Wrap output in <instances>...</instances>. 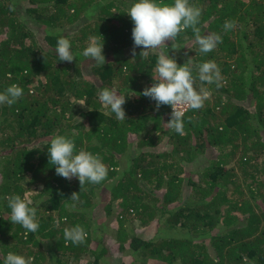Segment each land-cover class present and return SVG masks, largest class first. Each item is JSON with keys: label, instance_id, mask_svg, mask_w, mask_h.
<instances>
[{"label": "trees", "instance_id": "16d2710c", "mask_svg": "<svg viewBox=\"0 0 264 264\" xmlns=\"http://www.w3.org/2000/svg\"><path fill=\"white\" fill-rule=\"evenodd\" d=\"M20 2L0 0V92L23 89L17 103L0 105V264L8 252L32 264H70L85 254L93 256L86 264H264V0H189L202 9L201 34H219L222 43L201 54L194 42L191 51L189 28L173 41L178 49L169 41L147 59L141 48L131 51L126 12L135 0H26L25 13ZM226 20L235 28L225 32ZM61 36L71 42L72 62L58 60ZM91 36L103 42V66L82 55ZM161 53L192 67L194 87L209 92L201 109L185 112L184 135L166 123L170 106L157 111L142 95ZM208 60L218 65L219 87L198 78ZM103 88L127 96L125 120L105 114ZM234 98H250L253 107ZM158 132L169 151L154 150ZM57 134L73 139L77 152L99 154L108 178L80 190L78 178L58 176L47 151ZM202 155L208 164L185 183L187 196L178 174ZM29 191L37 193L30 199ZM73 192L75 209L65 206ZM13 194L37 208L36 233L8 220ZM115 200L120 208L112 211ZM101 206L110 221L93 214ZM75 225L87 232L80 245L64 240L63 230Z\"/></svg>", "mask_w": 264, "mask_h": 264}, {"label": "clouds", "instance_id": "9594fccd", "mask_svg": "<svg viewBox=\"0 0 264 264\" xmlns=\"http://www.w3.org/2000/svg\"><path fill=\"white\" fill-rule=\"evenodd\" d=\"M126 13L134 25L131 31L133 57L136 55V48L139 47L142 49L140 54L147 59L151 50L163 48L168 45L169 41L172 42L173 49H178L173 41L182 31L189 28L195 34V44L201 54L215 50L217 45L222 43V36L219 34H201L198 25L202 9L190 4L189 0H174L172 4L164 3L163 0L159 2L158 0H135ZM235 26V21L226 20L223 28L227 32ZM56 54L59 61L72 62L76 58L71 50V42L62 36L57 40ZM82 55L94 61L96 65L103 66L106 62L103 42L95 36L89 37V42ZM197 68L198 78L202 83L209 85L215 83L217 87L220 86V70L214 61L202 62ZM154 72L155 82L150 87H145L142 95L155 102L157 111L163 105L170 106L172 111L166 123L174 132L184 135L185 112L201 109L209 98V92L205 88L197 90L194 87L196 77L193 76L192 67L185 63L179 65L176 59L169 54H159ZM22 96V87L18 84H11L0 92V105L10 107ZM126 97L109 88H103L98 95L102 106L110 110L105 114L114 113L119 121L127 118L123 107ZM47 151L49 164L55 166L56 174L66 180L78 178L80 190L86 183L95 185L108 178L109 169L100 155L83 149L77 152L75 141L65 135L57 134L51 137ZM70 197L74 203L69 205L66 202L65 206L75 209V202L79 200L78 193L73 192ZM6 199L10 209L8 220L12 224L20 225L28 233H36L40 225L37 219V208L33 206V202L22 198L19 194L10 195ZM63 235L66 243L70 241L74 245H80L86 240L87 232L82 226L75 225L65 228ZM3 264H32V259L8 252Z\"/></svg>", "mask_w": 264, "mask_h": 264}, {"label": "rangeland", "instance_id": "374dc122", "mask_svg": "<svg viewBox=\"0 0 264 264\" xmlns=\"http://www.w3.org/2000/svg\"><path fill=\"white\" fill-rule=\"evenodd\" d=\"M25 7H27V4H26V0H21V2H20V9H21V11L23 12V13H25V10H23ZM188 40V39H187ZM194 42L195 41H187V45H188V47H189V50H191V51H193V50H195V48H196V46L194 45ZM131 55V54H130ZM248 97L250 96V95H247ZM249 99L250 98H243V99H236V98H234L233 100L236 102V103H239V104H244L245 106H247V107H253V105H251V103L249 102ZM225 117H226V115H224ZM160 135H162V138H161V140L155 145V147H154V150L155 151H165V150H170V147H171V145H168V137L164 134V133H161V132H158ZM157 133V134H158ZM208 156H209V154H208ZM208 156H206V155H202L201 156V158L198 160V161H196V162H192V163H188L187 165H184V170H183V172H181V173H179L178 175L179 176H181L182 178H183V185H186V186H184V190H186V195L188 196V195H190L191 194V188L190 187H188L187 186V184H185V183H187V181L189 180V178L190 179H194V180H198L199 179V177H200V175H201V173L199 172V171H201V169L205 166V165H207L208 163H207V160H208ZM260 159V158H259ZM127 163H129V161L128 160H126V161H124V166L127 164ZM188 187V188H187ZM187 190H190V192L189 191H187ZM27 193V197H30L31 195H33V194H36L37 192H32V191H29V192H26ZM30 199H31V197H30ZM109 199H110V196H108V199L106 200L107 202H109ZM121 201L120 200H115V201H112V211H117V209L118 208H120V205H119V203H120ZM93 214L95 215V217L97 218V216H98V218H104V217H106V216H108L107 215V212H106V209H105V207L104 206H101L100 208H94L93 209ZM129 217H131V218H133V217H135L136 216V214L135 213H131L130 215H128ZM108 220H109V218L108 217H106ZM110 221V220H109ZM136 221V220H135ZM137 223V225L142 229V228H144V229H147L146 228V226H144L142 223H141V221L138 219L137 221H136ZM149 226H150V224H149ZM143 229V230H144ZM147 232H152L153 233V228H149V230H146ZM113 238H115L116 237V233L115 232H110L109 233ZM110 235H108V237L110 238ZM93 244V246L95 245L94 243H92ZM83 259L80 261V259H78V261H73L72 260V262H70V264H75V262H78L79 264H86V262H88V261H90L92 258H93V256H90V255H87V254H85V255H83V257H82ZM105 262V261H104ZM106 263V262H105ZM107 264H117V261L116 260H113L112 262L110 261V262H108Z\"/></svg>", "mask_w": 264, "mask_h": 264}, {"label": "built area", "instance_id": "2783aa9c", "mask_svg": "<svg viewBox=\"0 0 264 264\" xmlns=\"http://www.w3.org/2000/svg\"><path fill=\"white\" fill-rule=\"evenodd\" d=\"M186 111V110H185Z\"/></svg>", "mask_w": 264, "mask_h": 264}]
</instances>
